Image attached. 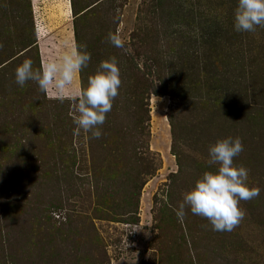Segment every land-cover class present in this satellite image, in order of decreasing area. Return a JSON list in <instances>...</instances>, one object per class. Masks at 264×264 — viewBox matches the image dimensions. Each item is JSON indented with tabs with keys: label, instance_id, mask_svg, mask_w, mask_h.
I'll use <instances>...</instances> for the list:
<instances>
[{
	"label": "rangeland",
	"instance_id": "rangeland-1",
	"mask_svg": "<svg viewBox=\"0 0 264 264\" xmlns=\"http://www.w3.org/2000/svg\"><path fill=\"white\" fill-rule=\"evenodd\" d=\"M238 0H0V264H264V27L237 32ZM119 33L125 48L114 47ZM86 45L65 92L15 83ZM116 57L122 86L95 139L72 95ZM239 137L258 197L217 232L176 210Z\"/></svg>",
	"mask_w": 264,
	"mask_h": 264
},
{
	"label": "clouds",
	"instance_id": "clouds-1",
	"mask_svg": "<svg viewBox=\"0 0 264 264\" xmlns=\"http://www.w3.org/2000/svg\"><path fill=\"white\" fill-rule=\"evenodd\" d=\"M234 27L237 32H254L257 27H264V0H238ZM108 39L114 47L125 48V41L119 33H109ZM90 61L91 54L86 45H75L40 68H35L31 59H25L16 69L15 83L24 87L29 81L35 82L41 92L54 91L63 101L65 92ZM118 65L116 57L101 61L96 73L89 76L87 87L72 95L74 135L83 130L95 139L101 138V126L122 86ZM243 151V141L239 137H227L210 146L208 163L218 167L204 172L194 187L184 194L183 202L176 210L181 222L190 210L193 215L206 218L214 231L231 232L235 229L245 216L241 201L252 200L260 194L259 189L249 186V170L235 163V158Z\"/></svg>",
	"mask_w": 264,
	"mask_h": 264
}]
</instances>
